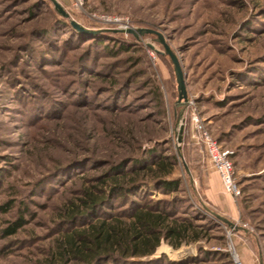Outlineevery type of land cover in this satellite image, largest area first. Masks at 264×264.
Listing matches in <instances>:
<instances>
[{
  "label": "rangeland",
  "instance_id": "374dc122",
  "mask_svg": "<svg viewBox=\"0 0 264 264\" xmlns=\"http://www.w3.org/2000/svg\"><path fill=\"white\" fill-rule=\"evenodd\" d=\"M58 1L93 33L58 20L48 0H0V264H50L57 239L82 224L65 220L66 205L150 154L177 155L172 178L183 182L171 196L151 186L152 201L174 217L196 216L204 238L109 264H264V0ZM128 29L162 35L186 103L158 36L115 32ZM198 126L230 153L238 197L221 183L212 192ZM131 200L140 202L131 196L105 211L126 214Z\"/></svg>",
  "mask_w": 264,
  "mask_h": 264
},
{
  "label": "trees",
  "instance_id": "16d2710c",
  "mask_svg": "<svg viewBox=\"0 0 264 264\" xmlns=\"http://www.w3.org/2000/svg\"><path fill=\"white\" fill-rule=\"evenodd\" d=\"M58 20H67L58 15ZM68 21V20H67ZM131 168L118 165L101 181V186L83 191L78 201L70 202L63 209L65 220L74 229L64 232L56 241L50 254V264H109L154 255L163 243L177 250L182 245L199 243L204 236L194 219L174 217L173 212L154 203V191L171 196L180 193L182 180L172 178L178 166L177 155L156 156L135 162ZM130 201L126 214H112L115 203ZM23 225L6 231L15 234ZM207 260V258H205ZM173 264V263H169ZM177 264H206L200 257Z\"/></svg>",
  "mask_w": 264,
  "mask_h": 264
},
{
  "label": "built area",
  "instance_id": "2783aa9c",
  "mask_svg": "<svg viewBox=\"0 0 264 264\" xmlns=\"http://www.w3.org/2000/svg\"><path fill=\"white\" fill-rule=\"evenodd\" d=\"M86 0H74L77 8H81ZM99 18V17H97ZM102 22L105 23H121L122 19H111L102 17ZM198 122L197 120H195ZM199 141L202 143L206 152V157L210 165V169L216 173L221 181V184L226 193L233 197L240 195V189L234 178V166L229 159L230 153L223 150L218 141L214 139L209 132L201 126H198ZM235 264H241L235 260Z\"/></svg>",
  "mask_w": 264,
  "mask_h": 264
},
{
  "label": "water",
  "instance_id": "95a60500",
  "mask_svg": "<svg viewBox=\"0 0 264 264\" xmlns=\"http://www.w3.org/2000/svg\"><path fill=\"white\" fill-rule=\"evenodd\" d=\"M48 1L51 2V4L54 6V10H55L56 14L59 15L60 17L64 18V19L69 20L71 26L74 29H76L77 31L82 32V33H93L92 31H89V30L85 29L84 27H82L76 21L72 20L70 18L69 13L66 12L64 7L62 6V4L58 0H48ZM115 32H126L127 34L134 36L136 39H139L140 37L148 35V34H156L159 38L158 42L163 46L166 55L169 56L173 66H174V73L176 75V81H177L178 91H179V97H178L179 98V104H181L182 101H184L185 103L187 102V99H188L187 89H186L185 78L183 75L181 65L179 63L177 56L173 53V51L171 50L169 45L165 42V40L161 34L156 33V32L149 30V29H128L126 31H115ZM151 48L153 49L152 46H151ZM182 121H183V118H182V115H180L179 120H178V129L179 130L177 133V141L179 144H181L183 142L184 128H183ZM179 158L183 160V156L181 155V153H179ZM184 166H185V170H186L187 174L190 176V172H189L187 166L185 164H184ZM211 214L218 221L228 225L231 228H235V225L232 222H230L228 219H226V218H224V217H222L216 213H211Z\"/></svg>",
  "mask_w": 264,
  "mask_h": 264
},
{
  "label": "crops",
  "instance_id": "0c3cea01",
  "mask_svg": "<svg viewBox=\"0 0 264 264\" xmlns=\"http://www.w3.org/2000/svg\"><path fill=\"white\" fill-rule=\"evenodd\" d=\"M209 177L211 178V180L213 182L212 192L213 193H217L218 192V189L220 190V188H221L220 178H219V176L216 173H211Z\"/></svg>",
  "mask_w": 264,
  "mask_h": 264
}]
</instances>
